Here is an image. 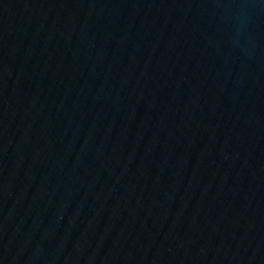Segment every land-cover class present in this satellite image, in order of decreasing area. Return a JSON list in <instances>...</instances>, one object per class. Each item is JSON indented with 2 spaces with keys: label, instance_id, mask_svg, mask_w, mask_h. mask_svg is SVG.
<instances>
[{
  "label": "water",
  "instance_id": "obj_1",
  "mask_svg": "<svg viewBox=\"0 0 264 264\" xmlns=\"http://www.w3.org/2000/svg\"><path fill=\"white\" fill-rule=\"evenodd\" d=\"M0 264H264V0H0Z\"/></svg>",
  "mask_w": 264,
  "mask_h": 264
}]
</instances>
